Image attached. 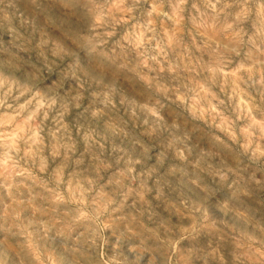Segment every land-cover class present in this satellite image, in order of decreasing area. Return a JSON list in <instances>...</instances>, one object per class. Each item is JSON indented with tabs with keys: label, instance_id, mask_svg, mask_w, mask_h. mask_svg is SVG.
Wrapping results in <instances>:
<instances>
[{
	"label": "clouds",
	"instance_id": "1",
	"mask_svg": "<svg viewBox=\"0 0 264 264\" xmlns=\"http://www.w3.org/2000/svg\"><path fill=\"white\" fill-rule=\"evenodd\" d=\"M0 264H264V0H0Z\"/></svg>",
	"mask_w": 264,
	"mask_h": 264
}]
</instances>
